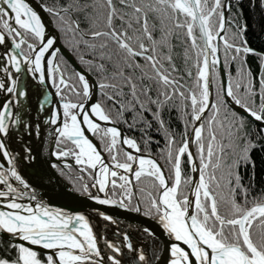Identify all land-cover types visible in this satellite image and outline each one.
Returning a JSON list of instances; mask_svg holds the SVG:
<instances>
[{
	"label": "snow or ice",
	"instance_id": "6c2138e0",
	"mask_svg": "<svg viewBox=\"0 0 264 264\" xmlns=\"http://www.w3.org/2000/svg\"><path fill=\"white\" fill-rule=\"evenodd\" d=\"M42 7L80 67L68 74L56 60L61 54L57 37L46 36L40 15L26 0H0V46L8 45L0 53V71L9 80L0 81V91L11 97L0 102V233L11 237L0 264H104L86 217L37 201L6 145L13 130L40 135L39 123L33 128L14 110L28 95L17 75L22 66L39 83L51 81L59 97L44 124L54 126L53 155L71 157L74 165L53 167L99 204L129 208L135 198L132 210L141 212L146 203L144 214L154 215L174 238L168 264H264V194L252 197L254 174L245 184L239 171L254 168L252 152L264 150V127L256 130L258 140L247 130L249 119L264 125V71L257 90L241 59L239 79L221 82L215 98L212 93L219 76L218 41H223L226 64L241 53L255 54L246 41L234 42L246 26L237 25L230 42L223 0H54ZM179 36L186 45L185 65L195 55L184 75H178L173 55V40ZM50 96L38 101L39 112L51 104ZM173 111L185 127L180 143L166 119ZM120 124L141 132L148 156L140 154L141 144L124 135ZM153 127L165 140L161 155L167 174L150 155ZM25 153V159H33L31 149ZM185 158L198 179L184 175ZM74 167L79 175L63 170ZM145 179L153 190L140 187ZM90 189L104 198L92 196ZM25 198L37 202H19ZM98 215L115 223L103 212ZM123 241L136 254V264H148L145 250L134 248L128 234ZM104 243L112 253L110 264H121V247ZM11 251L15 256L8 255Z\"/></svg>",
	"mask_w": 264,
	"mask_h": 264
},
{
	"label": "water",
	"instance_id": "95a60500",
	"mask_svg": "<svg viewBox=\"0 0 264 264\" xmlns=\"http://www.w3.org/2000/svg\"><path fill=\"white\" fill-rule=\"evenodd\" d=\"M26 2L29 3V5L40 15L41 20L45 25L46 36L57 37L55 48L61 49L60 55L69 62L73 69L80 67V64L72 53L62 44L59 32L50 15L44 11V8L42 7L44 6V3L41 0H26ZM223 5L224 15L227 20L230 0H224ZM221 42L223 43V41ZM7 47L8 45L0 46V53H2ZM57 58L58 57H56V60ZM219 59L220 64L218 66V71L220 79L221 82L226 83L229 78L222 64L220 53ZM17 75L21 78V86L27 89L28 95L20 101L19 105H14V110H20L22 118L31 122L33 128H35L37 123L40 124L39 137H37L34 132L29 135L23 130L18 133L13 130V134L6 140V145L9 151L17 156L16 168L22 178L28 183V190L34 192L37 201L46 204L50 208L59 209L70 215L83 214L88 220L92 231L97 238L98 247L104 258V264H110L107 260V256L112 254L111 250L106 247L104 243L105 240L121 247L122 251L118 256L121 264H136V254L130 252L126 247H123V235L125 233L128 234L134 248H143L145 250L148 264H168L170 260L169 249L171 244L175 241L173 237H170L164 231L156 217L145 215L143 211H133L132 207L122 208L119 204H99L84 192H76L73 186L58 174L55 167H53V164H60L63 166L62 162L65 161L58 160L56 156L53 155L56 148L54 126L44 124V120L51 114L53 107H55L59 101V97L55 96L56 89L52 86L51 81L41 84L36 79H33L32 75L29 74L23 66ZM0 81H3L6 84L9 83L8 77L2 71H0ZM48 93H51V96L49 97L51 104L45 107L43 112H39L37 110L38 101L43 99L44 95ZM212 93L213 98H215L214 87L212 88ZM6 99H11V97H9L5 91H0V102L5 101ZM236 111L240 112L241 115H244L240 109L237 108ZM249 120L260 128L264 127V125H261L257 121L252 119ZM93 142L100 147L94 138ZM25 148L31 149V156L33 159H25ZM191 150L193 152L195 151L194 146ZM129 151L131 150L129 149ZM102 154L107 162L108 160L106 159L105 154ZM140 154L145 156L149 155L143 152ZM151 158L155 159L157 163L160 164L154 156L151 155ZM69 164L74 165V161H71ZM189 171L190 177L198 179V174L192 172L190 166ZM84 182L87 183L86 179ZM88 184H91V181ZM90 192L92 196L98 195L101 198H104L105 196L104 193H99L96 189H90ZM37 201H30L28 198H25L23 201L19 202L35 204ZM136 204L137 200L135 199V206ZM98 212H103L112 217V220L115 221V223L102 219L101 216L98 215ZM145 229H149L154 233V237L148 236L144 231ZM0 239L9 242L11 237L7 233H0ZM181 246L186 248L184 245ZM36 250L43 254V250L39 248Z\"/></svg>",
	"mask_w": 264,
	"mask_h": 264
},
{
	"label": "trees",
	"instance_id": "16d2710c",
	"mask_svg": "<svg viewBox=\"0 0 264 264\" xmlns=\"http://www.w3.org/2000/svg\"><path fill=\"white\" fill-rule=\"evenodd\" d=\"M41 1L44 3V5H48V6H51L54 3V0H41ZM262 4H264V0H230V8L228 11L229 23H227L226 25L230 42H233V33H238V29L236 26L237 25L241 27L246 26V29L243 31L242 37L237 34L234 39V42L240 43L241 40L246 41L247 47H250L253 50H255L254 51L255 54L250 53L245 55L244 53H241L240 58L226 64L224 58L223 43L220 44L221 47L220 57L222 64L228 74V78L239 79V77L237 76V71L238 68L240 67L241 59H243L245 61V65H244L245 69L251 72L253 83L255 84L257 90L259 89L260 86L259 78L261 72L264 71V67H262V58L264 55V6H262ZM52 21L56 27L55 21L53 19ZM59 35L62 44L72 53V55L79 63L77 55L71 51V49L67 45V42L64 39L63 34L59 32ZM197 35H199V33H197ZM182 41H183L182 36L176 37L173 40V44L175 45V50L173 55L175 58V63L177 67L180 69L178 75H184L187 67H190L192 62H194L195 60V55L193 54L192 61H190L188 65H185L184 49L186 45ZM57 61L61 63L62 67L66 69L68 74H71L73 72L74 69L63 56L61 55L58 56ZM192 71L193 74H195V68H192ZM184 79L189 84H191V80H189L186 75L184 76ZM220 83H221V79L219 75L217 78V83L214 86L215 96L220 87ZM128 119H130V116L128 117ZM166 119H170L171 129L177 134L176 135L177 143H180L181 141L180 133H183L185 131L183 121L179 118L178 114L175 111L171 113L170 117L166 116ZM120 126L125 130V132L128 135L136 139L137 142L141 144V152L149 154V151L145 149L143 143L141 142V132L138 129L129 130L127 128V125L124 124H120ZM258 128L260 127L254 124L252 121L250 120L247 121V130L252 131L254 139L257 140L259 139V135L256 132ZM149 134L153 137V142L149 145L150 155L154 156L160 162V164L165 170V173L167 174L168 168L167 165H165L163 156L161 155V150L165 148V140L161 135L157 134L155 127H153V129L150 131ZM252 159L255 162L254 168L251 165H248L247 169L241 166L239 171L241 176L243 177V183L245 184L249 183V178L253 177L254 174L253 190L251 196L257 197L264 194V150H261L259 148L257 150H254L252 152ZM67 170L72 173H76L74 169H67ZM183 170H184V175L186 177H190L187 158H185L184 160ZM67 180L72 184L76 192L83 193L80 183L74 181L70 177H68ZM86 181L88 183L90 182V180L87 177H86ZM140 187H145L148 190H153L151 181L148 179L143 180L140 184ZM184 191L187 193L188 189L185 188ZM131 207H133V201ZM141 207L145 209L147 207V204L146 203L141 204ZM0 241L3 242L0 243V255H5L3 245L7 244L8 242L1 239ZM8 255L15 256V251H11L10 253H8ZM41 255L43 254L41 253Z\"/></svg>",
	"mask_w": 264,
	"mask_h": 264
},
{
	"label": "flooded vegetation",
	"instance_id": "af4514ba",
	"mask_svg": "<svg viewBox=\"0 0 264 264\" xmlns=\"http://www.w3.org/2000/svg\"><path fill=\"white\" fill-rule=\"evenodd\" d=\"M223 4H224V0H223ZM227 21H228V15H227ZM226 25H227V23H226ZM225 27H226V26H225ZM221 43H222V42L219 41V44H221ZM22 47L26 49V45H22ZM118 126L121 128L122 132H123L126 136L131 137L130 135H128V134L125 132V130H124L120 125H118ZM96 141H97V140H96ZM97 142H98V144H99V141H97ZM194 149H195V146H194ZM55 151H56V148H55ZM143 153H144V152H143ZM104 154H105L106 159L108 160L109 157H108L107 153L104 152ZM64 164H65V162H63V165H64ZM56 165H58V166H60V167H63V166H61L60 164H56ZM55 169H56V171L58 172V174H59L60 176H62L66 181H68V180H67L68 177L71 178L70 175H61V172L58 170V168H55ZM67 169H68V168H64V169H63L65 173H71V174L74 175V173L68 171ZM73 169L75 170V167H74ZM75 172H76V170H75ZM77 173H78V172H76L75 175H77ZM65 176H68V177H65ZM68 182H69V181H68ZM69 183H70V182H69ZM87 183H88V182H87ZM70 184H71V183H70ZM71 185H72V184H71ZM133 206H135V199L133 200ZM140 206H141V205H140ZM132 208H133V207H132ZM141 209H142V211L144 212V209H143L142 207H141ZM151 216L155 217L154 215H151Z\"/></svg>",
	"mask_w": 264,
	"mask_h": 264
},
{
	"label": "rangeland",
	"instance_id": "374dc122",
	"mask_svg": "<svg viewBox=\"0 0 264 264\" xmlns=\"http://www.w3.org/2000/svg\"><path fill=\"white\" fill-rule=\"evenodd\" d=\"M63 161H65V162H67L68 164L71 162V161H73V159L71 158V157H67V158H65ZM76 173H74V175H75ZM77 175H79V173H77Z\"/></svg>",
	"mask_w": 264,
	"mask_h": 264
}]
</instances>
